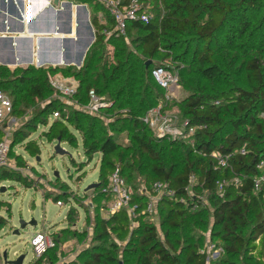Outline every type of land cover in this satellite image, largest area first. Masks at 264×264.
I'll use <instances>...</instances> for the list:
<instances>
[{
  "label": "trees",
  "instance_id": "16d2710c",
  "mask_svg": "<svg viewBox=\"0 0 264 264\" xmlns=\"http://www.w3.org/2000/svg\"><path fill=\"white\" fill-rule=\"evenodd\" d=\"M69 1L90 8L95 30L80 67L29 65L11 71L0 65V90L12 96L14 114H23L17 109L20 103L44 102L28 122L30 131L14 133L12 146L26 141L28 152L40 155L30 135L59 112L43 137L76 147L79 133L87 155H102L100 188L107 189L108 174L119 163L129 185L139 166L148 169L149 185L161 182L173 194L159 201L158 223L147 219L146 201L132 200L134 227L126 209L115 212L98 224L97 251L87 249L65 264H207L202 250L208 239L222 249L210 264H264V191L254 188L264 159V0H163V12L155 1L156 18L130 23L127 39L103 34L102 20L108 15L95 0ZM148 60L153 62L146 67ZM170 60L177 64L174 68L168 67ZM157 66L176 71L180 87L188 91L179 107L184 127L195 129L189 140L154 138L141 119L165 100V89L152 75ZM58 74L79 82L74 95L79 103H88L90 90H95L128 111L117 112L118 121H111L108 130L100 115L66 111L68 104L49 81V75ZM125 121L134 142L130 154L117 142ZM2 137L0 127V141ZM214 153L227 158V166ZM1 175V180L31 187L18 171L6 169ZM235 178L242 183L236 185ZM223 181L227 184L219 191ZM52 236L56 246L31 264L53 260L58 241Z\"/></svg>",
  "mask_w": 264,
  "mask_h": 264
},
{
  "label": "rangeland",
  "instance_id": "374dc122",
  "mask_svg": "<svg viewBox=\"0 0 264 264\" xmlns=\"http://www.w3.org/2000/svg\"><path fill=\"white\" fill-rule=\"evenodd\" d=\"M154 4L155 2H153ZM86 9L88 10L87 6ZM193 43L194 40L191 44ZM108 55L113 58L112 52H108ZM167 65L174 68V65L177 64L170 60ZM187 93L186 88H180L168 101H160L150 108H159V104L162 102L160 113L167 119L168 124L166 134H161L159 127L163 124L162 122H159L155 127H150L144 122L151 130L150 136L164 139L165 142L189 140L188 136L181 131L184 119L179 107ZM100 97H102L105 105L101 106L98 115L103 117V125L108 130V127L111 129V121H118L117 112L126 113L128 109L119 108L116 101L103 95ZM68 100L69 104L65 106V109L70 112L77 108L76 102L78 101L75 96H69ZM43 105L44 102L40 100L28 102L27 105L20 103L17 105V109L22 110L23 114L12 113L3 123V126H11L9 158L12 168L10 169L27 177L31 187L25 186L19 181L1 180V172L8 168H0V264H6L3 259L4 252H7L8 261L25 255L23 264H31L41 257L44 253H36L31 243L34 235L44 229L54 235L58 244L55 253L52 254L53 260L44 258L42 264H65L77 259L87 249L97 251L96 247L99 242L95 240V236L98 224L113 215L111 195L99 186L89 188L91 185L100 182L101 153L92 156L87 155L84 152L83 141L79 133H75L78 139L76 147L69 143H61L62 148L67 151L65 155H59L55 152L57 139L49 142L46 137H43L48 126H51L59 117L49 119L46 127L40 125L37 131L30 135V139L39 145L40 155L30 154L26 148V141L15 143L16 145L12 146L14 133L20 129L29 132L28 122L32 120L35 113L40 112ZM148 111L141 116L142 120ZM146 125L144 126L146 127ZM127 128L128 123L126 121L121 122L117 142L122 151L130 154L134 142H132ZM101 135L102 133H99L97 137L100 138ZM128 148L131 150H127ZM19 163L22 165L19 166ZM144 163H147V160H144ZM118 165L120 164L118 163ZM147 171L148 169L135 166L130 183L135 203L146 201V208L144 209L146 213H148L146 209L151 200H155L157 205L159 203V201L156 202L159 191H156L153 184L149 185L145 180ZM58 200H61L62 206L57 205ZM131 207H136V204L132 203L127 210L128 214L132 216L134 227L137 222L134 221L135 215L129 213ZM147 219L158 223V211ZM23 221L28 223L25 228H21L20 225ZM32 221H35L37 225H30L29 223Z\"/></svg>",
  "mask_w": 264,
  "mask_h": 264
},
{
  "label": "built area",
  "instance_id": "2783aa9c",
  "mask_svg": "<svg viewBox=\"0 0 264 264\" xmlns=\"http://www.w3.org/2000/svg\"><path fill=\"white\" fill-rule=\"evenodd\" d=\"M4 1V0H3ZM7 2H16L17 0H6ZM101 5L108 15V20L103 19L102 23L106 26L103 29V34L107 38L117 37V38H126L129 29V24L133 22H142L150 23L156 18L155 14V4L153 2L157 1L160 7L161 12H163V0H95ZM30 4V3H29ZM84 5L85 4H80ZM87 6V5H86ZM88 7V6H87ZM89 9V7H88ZM19 12L20 18L22 20L24 17L23 13ZM108 21L113 23L112 26H108ZM95 31V30H94ZM95 40V39H94ZM94 42V41H93ZM92 42V43H93ZM91 46V45H90ZM58 65L52 66L57 67ZM66 66V65H64ZM48 67V66H45ZM80 67V66H78ZM152 75L156 82L166 91L165 102L173 97L176 91H179L180 84L179 79L176 73L171 69L165 66H157L153 69ZM49 81L52 88L56 91L57 97L63 102L69 104L68 97L74 96L78 90V81L73 77H66L61 74L58 75H49ZM162 101V102H164ZM162 102L159 104V108H152L148 111L143 121L147 123L150 127H155L162 122L163 124L159 127V132L161 134H166L168 124L167 119L163 117L160 113ZM77 108L86 113L93 115H98L99 109L101 106H104L105 103L102 101V97L98 96L95 90H90L89 92V101L86 104H80L76 102ZM13 113V101L11 97L5 92L0 90V127L3 128V137L0 141V168L6 167L8 169L12 168V163L9 158L10 152V135H11V126H3V123L10 117ZM55 117H60L59 112L54 113ZM183 127L181 129L182 133L190 136L194 133V128ZM241 152L244 154L246 151L242 149ZM219 159V164L221 166H227V158L220 157L217 153L213 154ZM258 168L261 170V173L255 178L254 188L258 191H264V159L261 160L258 164ZM195 178H192L191 187L193 186ZM236 185L241 184L240 178H235L232 180ZM224 184H227L226 181H223L219 185V191H222ZM153 187L156 191H159L157 201H160L163 194L172 195V192L166 191V185L161 182H156L153 184ZM112 197V211L113 214L117 211L123 209L129 210L133 200V190L132 187L126 182L123 174L121 165H117L111 174L109 175L108 187L105 189ZM57 205L62 206L61 201H57ZM132 208V207H131ZM136 207L131 209L130 214H134ZM146 211L149 215L153 216L157 212V203L155 200H151L148 204ZM32 247L35 249L36 253L43 254L48 249L54 248L56 243L53 239V236L47 230H42L34 235L31 243ZM222 249L217 247L214 243L208 239L202 252L207 254V264L211 263V260L216 259L221 254Z\"/></svg>",
  "mask_w": 264,
  "mask_h": 264
},
{
  "label": "crops",
  "instance_id": "0c3cea01",
  "mask_svg": "<svg viewBox=\"0 0 264 264\" xmlns=\"http://www.w3.org/2000/svg\"><path fill=\"white\" fill-rule=\"evenodd\" d=\"M45 1L48 2L46 6L43 0H0V65L10 69L29 65H77L81 45L89 35L86 16L91 24V11L69 0H59L57 5L55 0ZM18 10L24 15L22 20L18 19ZM7 21L10 24H6ZM69 27L70 32L67 31ZM52 28L60 33H51ZM59 54L63 59L56 62Z\"/></svg>",
  "mask_w": 264,
  "mask_h": 264
},
{
  "label": "water",
  "instance_id": "95a60500",
  "mask_svg": "<svg viewBox=\"0 0 264 264\" xmlns=\"http://www.w3.org/2000/svg\"><path fill=\"white\" fill-rule=\"evenodd\" d=\"M58 1L59 0H55V2H54V4L55 5H57L58 4ZM21 2H22V0H21ZM43 4L46 6L47 4H48V2L47 1H45V0H43ZM3 6H5L4 4H3ZM6 17V15H5V13H4V18ZM9 22L7 21L6 22V24H8ZM10 24V23H9ZM86 25L88 26V30H89V35L86 37V39L83 41V43H82V45H81V53H80V55H79V57H78V59H77V65L78 66H81L82 65V63H83V60H84V58H85V55H86V52L88 51V49H89V47H90V45H91V43L94 41V39H95V31L93 30V28H92V26H91V24H90V22H89V20H88V16H86ZM23 30V29H22ZM70 27L68 28V32H70ZM51 33H60V31L59 30H55V28H52L51 30ZM11 47H12V49L14 50V46L12 45V42H11ZM31 57H33V53L30 55V58ZM61 55L59 54L58 55V57H57V60H56V62H60L61 61ZM12 61L13 62H15L16 61V56L13 54L12 55ZM152 60H148L147 62H146V67H149L151 64H152ZM55 152L57 153V154H59V155H65V154H67V151L64 149V148H62V146H61V138H58L57 139V143H56V145H55ZM39 159V158H38ZM56 175H58V174H56ZM97 186H99V183H96V184H94V185H91L89 188H92V187H97ZM27 224L28 223H26V222H22L20 225H21V228H25L26 226H27ZM30 225H37V223L35 222V221H32V222H30L29 223ZM18 233V232H17ZM3 259H4V261H5V263L6 264H23L24 263V260H25V255H20L17 259H15V260H13V261H8V259H7V252H4V254H3Z\"/></svg>",
  "mask_w": 264,
  "mask_h": 264
},
{
  "label": "bare ground",
  "instance_id": "6f19581e",
  "mask_svg": "<svg viewBox=\"0 0 264 264\" xmlns=\"http://www.w3.org/2000/svg\"><path fill=\"white\" fill-rule=\"evenodd\" d=\"M50 34V33H49ZM63 59V58H62Z\"/></svg>",
  "mask_w": 264,
  "mask_h": 264
}]
</instances>
